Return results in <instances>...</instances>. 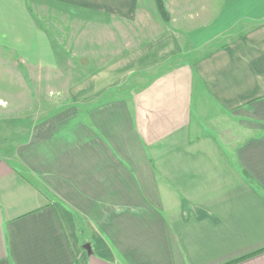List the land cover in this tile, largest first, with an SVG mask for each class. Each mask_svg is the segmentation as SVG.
<instances>
[{"label": "crops", "instance_id": "0c3cea01", "mask_svg": "<svg viewBox=\"0 0 264 264\" xmlns=\"http://www.w3.org/2000/svg\"><path fill=\"white\" fill-rule=\"evenodd\" d=\"M163 3L0 0L61 97L0 156V264H264V0Z\"/></svg>", "mask_w": 264, "mask_h": 264}, {"label": "rangeland", "instance_id": "374dc122", "mask_svg": "<svg viewBox=\"0 0 264 264\" xmlns=\"http://www.w3.org/2000/svg\"><path fill=\"white\" fill-rule=\"evenodd\" d=\"M54 28L60 31L59 24ZM4 57L10 59L12 56ZM18 70L10 68L7 62L0 63V156L7 154L6 150L10 152L13 142L25 135L22 132L28 130L35 119L33 113H45L60 106L61 97L55 90L56 87L53 86L43 95L40 87L36 90L34 86L25 85ZM21 83L23 86H20ZM50 107L52 108L49 109ZM238 126L236 123H229V129L226 130L229 132L228 141L234 139L235 133L239 134L236 130Z\"/></svg>", "mask_w": 264, "mask_h": 264}, {"label": "trees", "instance_id": "16d2710c", "mask_svg": "<svg viewBox=\"0 0 264 264\" xmlns=\"http://www.w3.org/2000/svg\"><path fill=\"white\" fill-rule=\"evenodd\" d=\"M154 1L156 4V7H157V11H158L159 15L161 16V18L164 21H168L169 13H168L167 9L165 8L163 0H154Z\"/></svg>", "mask_w": 264, "mask_h": 264}, {"label": "water", "instance_id": "95a60500", "mask_svg": "<svg viewBox=\"0 0 264 264\" xmlns=\"http://www.w3.org/2000/svg\"><path fill=\"white\" fill-rule=\"evenodd\" d=\"M84 247H85V249H86L87 251L90 250V246H89V244H86Z\"/></svg>", "mask_w": 264, "mask_h": 264}]
</instances>
